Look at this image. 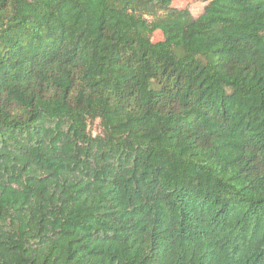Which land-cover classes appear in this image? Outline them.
<instances>
[{
    "label": "trees",
    "instance_id": "16d2710c",
    "mask_svg": "<svg viewBox=\"0 0 264 264\" xmlns=\"http://www.w3.org/2000/svg\"><path fill=\"white\" fill-rule=\"evenodd\" d=\"M172 1L0 0V264H264V0Z\"/></svg>",
    "mask_w": 264,
    "mask_h": 264
},
{
    "label": "rangeland",
    "instance_id": "374dc122",
    "mask_svg": "<svg viewBox=\"0 0 264 264\" xmlns=\"http://www.w3.org/2000/svg\"><path fill=\"white\" fill-rule=\"evenodd\" d=\"M208 1L207 0H173L172 1V5L176 6V7H189V10L191 12V14L194 17H197L198 15H200L205 6L207 5ZM162 38V33L159 31H156L153 35V39L157 40ZM99 123L98 120L94 121V124L89 125V129L92 132V135H96L98 133H100V128L98 127Z\"/></svg>",
    "mask_w": 264,
    "mask_h": 264
}]
</instances>
